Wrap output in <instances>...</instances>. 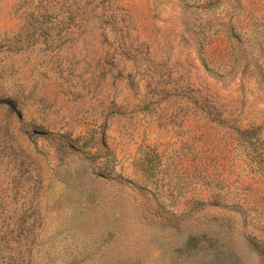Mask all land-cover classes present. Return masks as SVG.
I'll return each instance as SVG.
<instances>
[{"label":"rangeland","instance_id":"rangeland-1","mask_svg":"<svg viewBox=\"0 0 264 264\" xmlns=\"http://www.w3.org/2000/svg\"><path fill=\"white\" fill-rule=\"evenodd\" d=\"M0 264H264V0H0Z\"/></svg>","mask_w":264,"mask_h":264},{"label":"trees","instance_id":"trees-1","mask_svg":"<svg viewBox=\"0 0 264 264\" xmlns=\"http://www.w3.org/2000/svg\"><path fill=\"white\" fill-rule=\"evenodd\" d=\"M4 102H6L7 104H9L12 108L14 107L13 103L9 100H5Z\"/></svg>","mask_w":264,"mask_h":264}]
</instances>
